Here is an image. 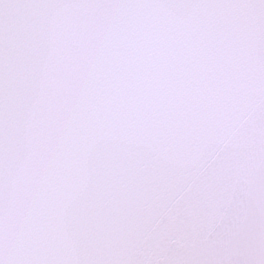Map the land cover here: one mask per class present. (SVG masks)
Wrapping results in <instances>:
<instances>
[{"label": "snow or ice", "instance_id": "1", "mask_svg": "<svg viewBox=\"0 0 264 264\" xmlns=\"http://www.w3.org/2000/svg\"><path fill=\"white\" fill-rule=\"evenodd\" d=\"M0 264H264V0H0Z\"/></svg>", "mask_w": 264, "mask_h": 264}]
</instances>
